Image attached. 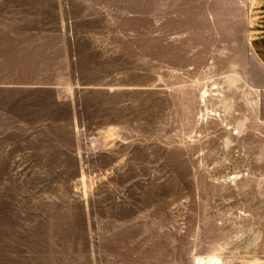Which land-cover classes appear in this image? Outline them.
<instances>
[{
    "label": "rangeland",
    "instance_id": "obj_1",
    "mask_svg": "<svg viewBox=\"0 0 264 264\" xmlns=\"http://www.w3.org/2000/svg\"><path fill=\"white\" fill-rule=\"evenodd\" d=\"M84 1L0 22V264H264L259 0Z\"/></svg>",
    "mask_w": 264,
    "mask_h": 264
},
{
    "label": "crops",
    "instance_id": "obj_2",
    "mask_svg": "<svg viewBox=\"0 0 264 264\" xmlns=\"http://www.w3.org/2000/svg\"><path fill=\"white\" fill-rule=\"evenodd\" d=\"M84 2V0H79ZM71 2L72 0H0V19L2 18H17V17H26L24 20H3L1 22V26H6L3 30H14L7 29L8 25H21L23 28L21 31L24 40L37 42V45L34 43L31 46H27L26 48L37 49L39 50L41 38L39 36L40 31V21L39 18H46L48 16H54L60 20V25L63 22V18L70 15L71 11ZM23 6V7H20ZM62 20V21H61ZM47 23V22H44ZM64 24V23H63ZM35 26V27H33ZM2 29V28H1ZM0 29V31H1ZM64 30H60L56 36H58L59 40H68L69 38L63 35ZM251 35H252V44L254 46V50L256 52V56L259 58L261 63L264 65V0H259L256 5L255 15L251 19ZM19 37V35L17 36ZM46 40V36L43 38ZM52 38H48L50 40ZM57 39V38H56ZM62 46V45H61ZM55 48V49H62ZM46 47V46H45ZM58 47V46H57ZM32 54V53H30ZM38 55V54H32Z\"/></svg>",
    "mask_w": 264,
    "mask_h": 264
},
{
    "label": "bare ground",
    "instance_id": "obj_3",
    "mask_svg": "<svg viewBox=\"0 0 264 264\" xmlns=\"http://www.w3.org/2000/svg\"><path fill=\"white\" fill-rule=\"evenodd\" d=\"M229 84H231V85H236V81H237V79L235 78V77H233V76H229L228 78H227V80H226ZM211 262V261H210ZM205 264V263H204Z\"/></svg>",
    "mask_w": 264,
    "mask_h": 264
}]
</instances>
